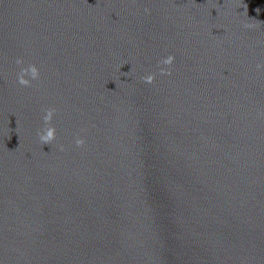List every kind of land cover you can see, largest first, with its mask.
Masks as SVG:
<instances>
[{
	"label": "water",
	"instance_id": "obj_1",
	"mask_svg": "<svg viewBox=\"0 0 264 264\" xmlns=\"http://www.w3.org/2000/svg\"><path fill=\"white\" fill-rule=\"evenodd\" d=\"M258 63L264 0H0V264H264Z\"/></svg>",
	"mask_w": 264,
	"mask_h": 264
},
{
	"label": "clouds",
	"instance_id": "obj_2",
	"mask_svg": "<svg viewBox=\"0 0 264 264\" xmlns=\"http://www.w3.org/2000/svg\"><path fill=\"white\" fill-rule=\"evenodd\" d=\"M147 11L148 10L145 9V12ZM173 61L174 57L171 55L162 58L159 61V65L161 66H158L159 75H171ZM14 64L17 67V71L15 72V83L20 87H31L34 82H38L41 79V71L35 64L25 63L21 57H15ZM256 68L258 70H264V64L258 63ZM142 79L146 84H151L154 76L148 74L142 77ZM55 115L56 109L54 107L47 106L41 109V127L38 129L36 135L43 145H50L56 140V129L52 126ZM84 143L85 141L81 136L76 135L73 137V144L76 148H81ZM60 150L63 151V146H60Z\"/></svg>",
	"mask_w": 264,
	"mask_h": 264
}]
</instances>
